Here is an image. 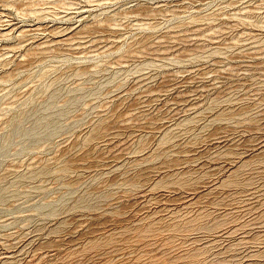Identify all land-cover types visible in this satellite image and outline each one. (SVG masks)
I'll list each match as a JSON object with an SVG mask.
<instances>
[{
	"label": "rangeland",
	"instance_id": "1",
	"mask_svg": "<svg viewBox=\"0 0 264 264\" xmlns=\"http://www.w3.org/2000/svg\"><path fill=\"white\" fill-rule=\"evenodd\" d=\"M0 264H264V0H0Z\"/></svg>",
	"mask_w": 264,
	"mask_h": 264
}]
</instances>
